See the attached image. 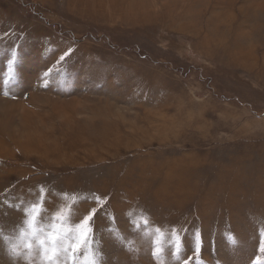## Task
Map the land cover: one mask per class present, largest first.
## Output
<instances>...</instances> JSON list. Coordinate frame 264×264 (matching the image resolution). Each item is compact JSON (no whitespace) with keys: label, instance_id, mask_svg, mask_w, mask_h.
<instances>
[{"label":"rangeland","instance_id":"rangeland-1","mask_svg":"<svg viewBox=\"0 0 264 264\" xmlns=\"http://www.w3.org/2000/svg\"><path fill=\"white\" fill-rule=\"evenodd\" d=\"M129 1L0 0V264H264V0Z\"/></svg>","mask_w":264,"mask_h":264},{"label":"bare ground","instance_id":"bare-ground-1","mask_svg":"<svg viewBox=\"0 0 264 264\" xmlns=\"http://www.w3.org/2000/svg\"><path fill=\"white\" fill-rule=\"evenodd\" d=\"M122 1H123V0H122ZM133 1H134V0H133ZM129 2H131V0H130ZM130 4H132V2H131ZM133 5H134L136 8H137V7L139 8V6L142 5V2H138V0H137V1H135V2L133 3ZM143 5H145V4H143ZM128 6H129V4H128ZM132 7H133V6H132ZM52 104H54V103H52ZM56 104H57V103H56ZM57 106H58V105H57ZM58 107H59V106H58ZM59 108H61V107H59ZM63 108H64V107H62V109H63ZM64 110H65V109H64ZM64 110H63V111H64ZM67 110H68V109H67ZM63 113H64V112H63ZM43 133H44V132H43ZM43 133H42V134H43ZM28 134H30V133H28ZM28 134H27V135H28ZM42 134H41V135H42ZM45 134H46V133H45ZM30 135H31V134H30ZM25 136H26V135H25ZM28 136H29V135H28ZM28 136H27V137H28ZM42 137H43V135H42ZM14 140H15V139H14ZM12 141H13V140H12ZM15 141H16V140H15ZM18 143L22 144V142H20V141H19ZM40 143H41V142H40ZM24 145H25V144H24ZM21 146H22V145H21ZM26 146H28V145H26ZM42 146H43V143H42ZM23 147H24V146H23ZM23 147H22V148H23ZM32 147H33V146H32ZM19 148H20V147H19ZM43 148H45V147H43ZM24 149H26V148H24ZM28 149H30V148H28ZM31 149H32V148H31ZM45 151H46V150H45ZM45 153H47V152H45Z\"/></svg>","mask_w":264,"mask_h":264}]
</instances>
